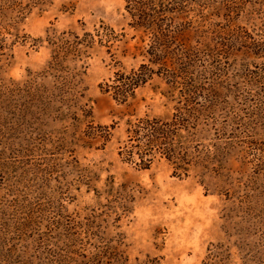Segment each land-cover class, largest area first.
<instances>
[{"label": "rangeland", "instance_id": "1", "mask_svg": "<svg viewBox=\"0 0 264 264\" xmlns=\"http://www.w3.org/2000/svg\"><path fill=\"white\" fill-rule=\"evenodd\" d=\"M15 1L0 0V264H264V0H179L208 98L187 173L119 154L127 121L179 97L158 76L127 104L102 92L149 63L126 0ZM101 27L118 41L67 50Z\"/></svg>", "mask_w": 264, "mask_h": 264}, {"label": "trees", "instance_id": "2", "mask_svg": "<svg viewBox=\"0 0 264 264\" xmlns=\"http://www.w3.org/2000/svg\"><path fill=\"white\" fill-rule=\"evenodd\" d=\"M49 1L52 0H29L31 4L39 5ZM15 2L2 0L1 9L8 10L11 7L7 4ZM126 3L132 20L130 27L142 31L150 39L148 48L141 52L149 63H143L130 72L119 70L110 83L101 86L102 92L111 95L120 104H127L135 99L139 88L158 76L164 78L169 86L166 96L175 99L178 93L179 97L171 116L158 118L146 115L127 121V140L119 154L140 169H149L156 156L160 155L173 164L176 171L187 173L200 148L199 144H195V137L200 118L208 106V98L204 94L207 88L195 75L203 63L201 50L187 42L188 23L179 25L176 22L179 4H182L179 0H126ZM109 30L115 34L112 29L101 27L95 30V35L86 33L83 37L76 36L67 43V50L79 56L85 54L84 49L92 48L96 43L95 37H99L101 45L118 41L113 35L110 36L112 38H102V33ZM200 99H204V105Z\"/></svg>", "mask_w": 264, "mask_h": 264}]
</instances>
